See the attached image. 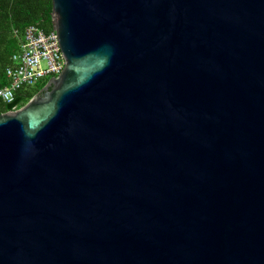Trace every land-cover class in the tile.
I'll list each match as a JSON object with an SVG mask.
<instances>
[{
	"label": "water",
	"instance_id": "obj_1",
	"mask_svg": "<svg viewBox=\"0 0 264 264\" xmlns=\"http://www.w3.org/2000/svg\"><path fill=\"white\" fill-rule=\"evenodd\" d=\"M64 69L0 114V264H264V0H52Z\"/></svg>",
	"mask_w": 264,
	"mask_h": 264
},
{
	"label": "built area",
	"instance_id": "obj_2",
	"mask_svg": "<svg viewBox=\"0 0 264 264\" xmlns=\"http://www.w3.org/2000/svg\"><path fill=\"white\" fill-rule=\"evenodd\" d=\"M14 34L19 37L20 49L6 69L7 83L0 87V99L5 103L14 102L19 92L36 86L41 80L57 76L65 66L54 26L44 30L38 24H31L21 34L18 30Z\"/></svg>",
	"mask_w": 264,
	"mask_h": 264
},
{
	"label": "trees",
	"instance_id": "obj_3",
	"mask_svg": "<svg viewBox=\"0 0 264 264\" xmlns=\"http://www.w3.org/2000/svg\"><path fill=\"white\" fill-rule=\"evenodd\" d=\"M51 12L52 0H0V87L7 83L6 69L20 49L14 30L21 34L31 24L50 30L53 26ZM47 81L43 79L36 86L19 92L12 103L0 99V114L23 106Z\"/></svg>",
	"mask_w": 264,
	"mask_h": 264
}]
</instances>
